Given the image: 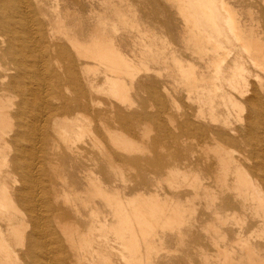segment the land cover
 <instances>
[{
	"label": "bare ground",
	"instance_id": "1",
	"mask_svg": "<svg viewBox=\"0 0 264 264\" xmlns=\"http://www.w3.org/2000/svg\"><path fill=\"white\" fill-rule=\"evenodd\" d=\"M78 1L0 0V264H162L152 255L165 248L166 241L180 237L187 222L182 202L197 200L208 209L209 223L204 224L212 231L214 252L206 264H264V26L243 20L227 0H169L183 19L187 49L202 63L197 66L172 49L163 54L125 0H98L96 7L92 2L90 28L85 32L83 4L80 10L75 8ZM58 59L64 64L52 68L51 61ZM165 72L172 77L173 88L182 87L195 108L179 113L177 120L151 86L150 98L157 107L133 117L147 120L165 135L171 124L179 132L174 140L193 134L196 140H211L207 143L211 147L218 140L226 141L228 147L216 145V153L211 152L215 166L193 170L190 177L172 172L175 165L169 159L151 163L153 176L146 166L151 181L156 174L167 175L164 183L170 192L163 194L158 190L164 189V183L156 178L148 195L126 196L114 186L116 182L105 185L100 172L85 167L84 197L70 196L62 187L59 193L51 183L46 189L48 177L43 173L38 176L46 178L42 185L36 174L46 161L38 164L40 157L33 160L31 150L46 128L54 130L72 156L82 149L78 142L84 137L98 153L106 154L95 129L108 127L106 116L128 128L131 117L118 112L113 101L118 91L136 88L143 81H137L140 77L153 73L160 78ZM54 86L70 87V97L56 95ZM101 106H108L109 113L99 112ZM87 110L91 113H82ZM70 111L76 116L68 117ZM95 118H99L96 127ZM105 131L115 151L134 152L132 141L118 139L109 128ZM12 146L14 154L9 151ZM112 162L107 163L111 170ZM188 163L182 161L183 166ZM54 178L61 179L58 169ZM185 185L191 192L180 195L178 188ZM68 210L77 221L88 217L86 231L73 221L75 234L68 233L61 221L67 220Z\"/></svg>",
	"mask_w": 264,
	"mask_h": 264
},
{
	"label": "rangeland",
	"instance_id": "2",
	"mask_svg": "<svg viewBox=\"0 0 264 264\" xmlns=\"http://www.w3.org/2000/svg\"><path fill=\"white\" fill-rule=\"evenodd\" d=\"M82 1H83V3H82ZM125 1L129 5H131V7L134 8L135 16L137 17L138 21L143 25V27H144L146 33L148 34V36L150 37V39L153 40L157 45H159L161 47L163 54L167 53L168 49H172L174 51V54L176 56H178L179 58L191 61V62L195 63L197 66L202 65L199 58L195 54H192L189 49H187V44L183 40V36L186 34L184 32L183 19L179 15L177 8L169 0H125ZM227 1L234 4L237 7V10L240 12L243 20H245L247 22H249L250 20H254V21L258 22V26L260 28L264 26V20H263V17H264V0H227ZM92 2H93L94 7H96L98 0H85V1L79 0L78 4H76L77 6H75L76 9L78 8V10H80L81 4H83L82 5V9H83L82 10L83 11L82 17H83L84 23H85L84 24L85 32H87L86 31L87 28L88 29L90 28V26L88 25L90 23L88 19L91 16L88 13V9H89V5ZM242 4H244V6ZM80 15H82V14H80ZM176 19H178V20H176ZM178 24H180V25H178ZM53 27H55V25ZM68 27L72 28V25L69 24ZM54 29H56V27ZM54 31H56V30H54ZM54 34H55V32H54ZM55 35H57V33ZM58 60L59 61H57V63H55V61L52 60L54 62L51 61L52 64L50 66L52 68L53 67L56 68L57 66L64 64L63 60H60V59H58ZM53 63H55L56 65L54 64V66H53ZM148 75H149V77L146 79H144L142 77H140V78L138 77L139 79L137 81L143 80L140 85L137 84L136 88L130 89L129 91H126V92L124 90L118 91V93H117L118 97H115V100L113 99V101L115 102V105L117 107V110L120 114H129V115L131 114V117H129V127L127 128V127L121 126L118 122L113 123L112 119L108 118L106 116L107 118L105 117V120H106L105 124L108 127L104 126L105 127L104 128L102 126V128H101L99 125L95 129V130H97V134H98V138H99L98 142L100 143V146L103 149L108 150V151H106L107 153L104 151L106 154L98 153L96 148H94V147L92 148V146H91L92 144L89 143L91 141L88 140L86 137H84L85 140H83V142L82 141L78 142L80 144V145L78 144V146L82 148L81 150L80 149L77 150L79 155L75 151V153L73 152V156H72V153H70V151H72V150L67 148L64 145L63 141L61 140V138L58 135L52 133V130H53L52 128L48 127V129L46 128V130L43 131L44 134L42 133L43 136H41V137L42 138L44 137L45 139L44 138L38 139L39 142L41 143L39 145L37 144L38 140H35L34 149L31 151L34 154L33 160L38 161V159H39L38 157H40V162H38V164L40 163V165H41V164L45 163L44 165H41V168H40L41 170H39L37 172L36 177H38L42 173H43L42 176L44 175L46 178L48 177V179L43 178V179H46L48 181V182L46 181V183L49 184L48 186L46 185L45 182H42V181H45L42 179V177H38V179H40V181L42 182V185L43 186L46 185L45 186L46 189H49V186L51 184L52 185L54 184L56 189H57V192H59V193L63 192L62 190H65V192L69 193L70 196L84 197L86 195V193L84 191L85 187H86V184H85L86 182L84 179V173L86 172V170H84V169L85 168L86 169L87 168H93L96 172L101 173L100 177L102 178L105 185H112L114 182H116V183H114V186H116L120 191L122 190L121 192H123V193L125 192L126 196L129 195V197L130 196L132 197V196H136V195L141 194V193H144V194L147 193L145 195H148V193L150 191L148 189L154 188L150 184L153 183L152 185H155L154 183H155L156 178L158 180H162L161 182L164 183V179H165V177H167V175L164 171L165 174L164 173H163V175L159 174V176H158V174H156L155 175L156 178H152L153 182L151 181V176H153L152 175L153 174V168L151 166L152 165L151 163H153V162H155V163H156V161L157 162H163L165 160H166L165 162H167L169 159L170 162H174L172 164L175 165V166H172V172L178 173V174L186 173L188 175L190 173L193 174V170H201L202 171L203 168L206 169V167H210V165L212 167L216 165L217 159L215 158V156L213 154L215 152L214 151L215 148H217L216 145H218V147L226 148L229 146L226 141L218 140L219 143L217 141L216 142L217 144L215 143L216 144L215 147H211V145L207 146L208 144H210L211 140L210 141L207 140L208 142L206 140H196L194 138L193 134H187V135H190V137L187 136L186 134H184L182 137L176 138V140H174V137H176L177 134H179V132L171 124L166 126L169 134L165 135V134H163V132L161 130H159V128L157 126H154L153 124L147 122V120H145L143 118L135 117V116L133 117V114H137V112L138 113H150V112H153L155 110V108L157 107V104L150 98L149 87H151V86L157 88V91H158L160 97L163 98V102H164L166 108L169 109L168 112L170 113V115L172 117L176 118L177 120L179 118L178 117L179 113H181L183 111L186 112L187 110L190 111L191 109L195 108V103L187 100L186 91L182 87H177L176 89L173 88L172 77H169L166 72L160 78L156 77L155 74H153V73L148 74ZM52 84L54 85V83H52ZM52 84H51V87H53ZM157 86L160 88H158ZM162 86L165 88H163ZM60 87L54 86V91H56L55 93H57L56 95L61 93L58 96L62 97V95H64L63 97H66V96H67V98L70 97L71 92H72L71 89L69 90L70 87L65 86L63 88V86H62L61 91H60ZM55 88H56V90H55ZM62 88H63V91H62ZM66 91H70V94H68V92H66ZM119 92H122V93H120V95H119ZM65 93H67V94H65ZM164 93H165V95H164ZM148 94H149V96H148ZM119 97H121L120 98L121 103H120ZM125 98H126V101L124 102ZM169 98H173L175 100V103H172L171 100H169ZM117 100H118V102H117ZM104 107L105 106H101V108H103L102 110L99 107V109H98L99 112L103 113V111H105L106 113L104 112V114L109 113L108 109H110V108L107 106L108 108L106 107L104 109ZM85 112L91 113L90 110L84 111L82 113H85ZM66 115L68 117L73 118L76 116V113L70 111ZM101 115L102 114H100V116ZM98 119L99 118L94 119V123H93L94 127L97 126V123H98L97 121H99ZM60 120H62V119H60ZM111 122H112V124H111ZM147 123L150 125H147ZM49 128H50V130H49ZM106 128H109L110 131L114 130L117 133L116 136L118 139L122 138L123 140H128L129 142L132 141L133 144H135V146H133L135 148L132 149L131 152L132 151H134V152L129 154L130 151L126 150L128 152L126 155L125 152H123L124 151L122 149L123 147H121L122 150H119L120 149L119 148V149H116V151H115V148H113V147L111 148V145L109 144V141H108V135L106 136V134H105V133H107L105 131ZM47 130H49V131H47ZM48 132H49V135H48ZM53 132H54V130H53ZM46 135L49 138H47ZM156 137H159L160 140H154V138L156 139ZM50 141H52V142H50ZM204 141L206 143H204ZM220 141H221V143H220ZM132 142L130 144H132ZM50 143L51 144L53 143V144L50 146ZM197 143H199V144H197ZM45 144H47V145H45ZM61 144L64 145L63 147H65V149L62 148ZM203 144H204V146H203ZM41 145H42V148H41ZM109 145H110V147H109ZM224 145H226V146H224ZM49 146L51 147L52 150L50 149ZM136 146H138V147H136ZM199 146H201V149L199 148ZM139 147H141V148H139ZM204 147H205V149L206 148L207 149L205 150ZM12 149H15V148L13 146H12V148H9L10 153L15 152V150H12ZM60 149L62 150V152ZM142 149H143V152H142ZM43 151H45V152H43ZM81 151H82V153L80 154ZM209 151H210V153H209ZM59 152H60V154H59ZM202 152H204V153H202ZM211 152H213V153H211ZM61 153H63V154L61 155ZM64 154L65 155L67 154L68 157H67V155L64 156ZM92 154L94 156H92ZM102 154H104V156H107V154H108V156L104 157ZM80 155L82 157H77ZM209 155H212V156H210L212 162L210 161ZM35 156H36V158H35ZM89 156L91 157L90 160L92 162L87 161V159L90 158ZM213 156H214V158H212ZM44 157H45V159H44ZM97 157H98V160H97ZM112 157H113V159L114 158L115 159L113 160ZM143 157L146 158V160H143L144 159ZM182 157L185 158V160H182L183 164H186L189 162L188 166H186L187 164L183 166L182 161H181V159H183ZM102 158H103V160H102ZM186 158L189 160L187 161ZM207 158H208V160H207ZM75 159H76V161H75ZM172 159L174 161H172ZM179 159H180L181 163H180ZM197 159H198V161H197ZM41 160L46 161V162L43 163ZM61 160H62V162H61ZM93 160H94V162H93ZM109 160L115 161L114 163L112 162L113 165L115 164V167L112 170L110 169V166L107 164ZM177 160H178L180 165L177 163ZM104 161L106 162L107 165L105 164ZM184 161H186V162H184ZM48 162L51 163L50 166H49V164H47ZM98 162L101 164H95ZM88 163L90 164V167H88L89 166ZM54 164H56V165H54ZM94 164L96 165L97 168L95 167ZM181 164H182V166H181ZM173 167H175L176 169ZM43 168H44V170H43ZM46 168H48V169L51 168V169L48 171H45ZM52 168H53V170L55 169L56 172H54L55 170L53 171ZM146 168H147V170H149L148 172H150L151 176L147 175ZM57 169H58V176L61 179H55L56 177L54 178L55 175L57 176ZM105 170H107V171H105ZM45 172H47V173H45ZM53 172L55 175L54 174L51 175ZM105 173H107V174H105ZM192 174H190L189 176L191 177ZM113 177H114V179H113ZM107 179H109V180H107ZM59 180H60V182H59ZM62 180H64L65 182ZM82 180H84V182ZM118 180L119 181L121 180V182H118ZM158 180H156V181H158ZM107 181H109V182H107ZM178 181H180V178L178 179ZM210 181H211L210 179H204V182L209 183ZM150 182H152V183H150ZM146 184H148V186ZM142 186H143V188H142ZM58 187L60 189H62V188L63 189L60 190ZM149 187H151V188H149ZM163 187H164V189L158 190L159 193L163 194L164 190L165 191L167 190L166 192H170L166 183H164ZM183 192H185V193L191 192L190 186L187 187V185H185V186H181L178 188V193L180 195H182V194L184 195ZM78 202H79V200H78ZM182 203H184V208L186 211V216L184 217V219L187 220V222L182 224L183 230L181 231L180 237L178 239L166 241L165 248L159 250L157 254L154 253L152 255V257L154 259L157 258L156 261L161 262L162 264H179L180 262H181L180 264H206V262H209L210 260H212V254L214 252V247L212 245V241H211V237H210L211 236L210 234L212 231L209 230V227H208L209 224L208 225H207V223L204 224L205 222H208V209H206V206L204 205V203H199L198 200L195 201L194 204H192L191 202H186V203L182 202ZM81 210H82V208H81ZM68 211L67 212L69 214L67 213L68 215L66 214V216H65V217H67V220L64 221L66 219V218H64L61 221H62V224L67 227L69 234H75V232H74L75 228L74 227H76L75 222L77 221V217L74 216L72 211H70V210H68ZM21 212H22V209H21ZM23 212L21 213L22 216L25 215V212H24V214H23ZM85 213H87V211H85ZM201 214H203V215H201ZM23 217L27 218V215H25ZM200 217H201V219H200ZM197 218H198V220H196ZM86 220L88 222L87 216L82 217V219L78 218L77 227L80 231H86V228H87ZM73 221H75V222L73 223ZM78 224H80V225H78ZM56 231L58 234L60 233L59 235L61 237L63 236L59 229L56 228ZM77 239H78V237H75V240H77ZM80 243L81 242L78 239L77 244H80ZM142 248H143V251L145 252L144 247H142ZM202 249H203V251H202ZM206 253H208V254H206Z\"/></svg>",
	"mask_w": 264,
	"mask_h": 264
}]
</instances>
